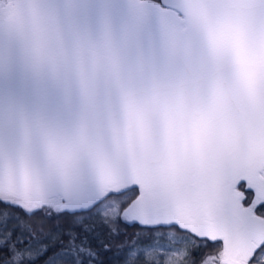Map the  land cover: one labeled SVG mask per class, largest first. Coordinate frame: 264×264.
<instances>
[{"label":"snow or ice","instance_id":"6c2138e0","mask_svg":"<svg viewBox=\"0 0 264 264\" xmlns=\"http://www.w3.org/2000/svg\"><path fill=\"white\" fill-rule=\"evenodd\" d=\"M205 240L264 264V0H0V264Z\"/></svg>","mask_w":264,"mask_h":264},{"label":"trees","instance_id":"16d2710c","mask_svg":"<svg viewBox=\"0 0 264 264\" xmlns=\"http://www.w3.org/2000/svg\"><path fill=\"white\" fill-rule=\"evenodd\" d=\"M137 194V193H136ZM22 214V210H21ZM123 231H125L129 236H131L133 233L137 231V227L133 226H126ZM198 241L199 238H196ZM216 243V242H215ZM206 245V246H204ZM204 245L198 244V243H193L190 246V252L193 253L191 260L188 258L183 262V264H192L194 261L195 264H201L203 261V256L205 253V250L208 248L213 247L214 243L210 240H205ZM4 253L0 252V255H3ZM104 264H115V254L114 253H109L106 256L102 257Z\"/></svg>","mask_w":264,"mask_h":264},{"label":"rangeland","instance_id":"374dc122","mask_svg":"<svg viewBox=\"0 0 264 264\" xmlns=\"http://www.w3.org/2000/svg\"><path fill=\"white\" fill-rule=\"evenodd\" d=\"M254 193H252V196L250 197V199L251 198H254ZM213 242V241H212ZM214 244H220L221 242H219V241H217L216 243L215 242H213ZM193 244V243H192ZM192 244H188V245H186V246H184V247H186L187 249H188V251L190 250V246L192 245ZM173 247H175V245H173ZM219 251V249L218 248H215V247H211V248H208V249H206L205 250V253H204V256H203V261L204 260H206L209 256H213V255H216L217 254V252ZM174 259H175V257H174ZM187 259V257H185L183 260H182V262H181V264H183V262L185 261ZM202 261V262H203ZM202 264V263H201Z\"/></svg>","mask_w":264,"mask_h":264},{"label":"water","instance_id":"95a60500","mask_svg":"<svg viewBox=\"0 0 264 264\" xmlns=\"http://www.w3.org/2000/svg\"><path fill=\"white\" fill-rule=\"evenodd\" d=\"M138 194V193H137Z\"/></svg>","mask_w":264,"mask_h":264}]
</instances>
